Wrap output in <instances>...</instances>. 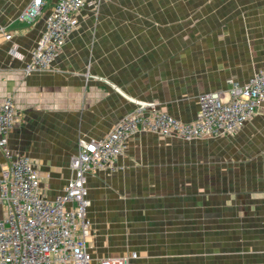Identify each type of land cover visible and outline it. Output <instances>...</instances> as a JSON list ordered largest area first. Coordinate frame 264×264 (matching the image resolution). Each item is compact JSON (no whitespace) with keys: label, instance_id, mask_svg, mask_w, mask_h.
<instances>
[{"label":"crops","instance_id":"obj_1","mask_svg":"<svg viewBox=\"0 0 264 264\" xmlns=\"http://www.w3.org/2000/svg\"><path fill=\"white\" fill-rule=\"evenodd\" d=\"M30 1L0 0V29L11 35L0 32V103L13 97L8 146L30 159L50 200L71 177L78 141L103 139L135 102L188 123L199 95L264 71V0H100L78 13L49 70L25 73L56 0L28 22ZM4 164L0 152V177ZM86 188L91 264L126 254L128 243L132 264H174L151 261L157 251L175 252L178 264H221L222 222L239 234L229 264H264V103L236 134L212 141L138 132L112 169L86 175Z\"/></svg>","mask_w":264,"mask_h":264},{"label":"built area","instance_id":"obj_2","mask_svg":"<svg viewBox=\"0 0 264 264\" xmlns=\"http://www.w3.org/2000/svg\"><path fill=\"white\" fill-rule=\"evenodd\" d=\"M100 0H56L46 17L44 30L30 51L25 73L47 71L60 53L70 33L78 26V13L97 9ZM44 0H31L21 15L33 21L45 8ZM6 40L11 35L0 29ZM198 112L191 122H181L159 110L154 103L135 102L134 109L100 140L78 141V151L70 160L71 177L63 191L47 199L39 176L25 155L8 146V136L16 124L12 96L0 103V152L4 167L0 177V264H91L87 238L90 223L86 175L112 169L123 156L127 141L138 132L183 141L232 135L256 114L264 103V71L245 84L230 82L228 90L197 97ZM99 264H132L127 258L103 259Z\"/></svg>","mask_w":264,"mask_h":264},{"label":"rangeland","instance_id":"obj_3","mask_svg":"<svg viewBox=\"0 0 264 264\" xmlns=\"http://www.w3.org/2000/svg\"><path fill=\"white\" fill-rule=\"evenodd\" d=\"M100 6V2H99V4H98V6H97V9H98V7ZM94 10V9H93ZM256 73H258V72H256ZM256 73H254L253 75H252V77L256 74ZM249 81V80H248ZM262 106V105H261ZM260 106V107H261ZM259 107V108H260ZM259 110V109H258ZM258 110H257V112H258ZM198 112V111H197ZM256 112V113H257ZM197 115V114H196ZM256 116V114H254L253 116H252V118L251 119H249V120H247L245 123H244V125L246 124V123H248V122H250L254 117ZM196 117V116H195ZM195 119V118H194ZM193 119V120H194ZM192 120V121H193ZM243 125V126H244ZM242 126V127H243ZM113 129V128H112ZM111 129V130H112ZM242 129V128H241ZM110 130V131H111ZM109 131V132H110ZM11 133V132H10ZM234 134H236V133H234ZM234 134H232V135H224V136H219V137H207V138H204V139H199V140H213V139H215V138H221V137H227V136H233ZM10 135V134H9ZM157 136V135H156ZM9 137V136H8ZM132 137V136H131ZM130 137V138H131ZM129 138V139H130ZM159 138H175V139H177V140H181V139H178V138H176V137H159ZM89 140H91V139H89ZM94 140H97V139H94ZM199 140H192V141H184V142H188V143H190V142H196V141H199ZM181 141H183V140H181ZM128 142V141H127ZM204 143V142H203ZM211 144V142H205L204 144H203V146L205 145V146H207L208 144ZM126 147H127V144H126ZM195 147H198L197 145H195ZM100 171V170H99ZM97 172V171H96ZM96 172H93V173H96ZM207 176H210L211 177V174H209V175H207ZM211 179H212V177L210 178V180H209V184H212V182H211ZM87 196H88V194H87ZM89 200V199H88ZM89 205H90V202H89ZM89 207V206H88ZM87 207V208H88ZM86 211H87V209H86ZM86 219H87V217H86ZM210 222L211 221H209L208 222V225L206 224V232L205 233H209V224H210ZM227 224V222H222L221 223V230H220V243H221V246H220V248H219V252H218V254H219V256H220V260H219V262L221 263V264H229V262H230V258H231V260H238V258L237 257H234L235 255H232L231 257H230V252H233L234 250V248H232L233 246L236 248V247H239L240 246V243L238 242V239H239V234H237V236H236V234H233L232 233V230H230V226H232V225H230V226H227L226 225ZM238 224V223H237ZM239 228V227H238ZM90 229H91V225H90ZM236 230H237V227H236ZM91 231V230H90ZM127 234H128V232L129 231H125ZM237 232L239 233V229L237 230ZM204 236H206V240H209V241H213V239H212V236L211 235H204ZM90 237H91V232L89 233V236H88V238H87V240L88 239H90ZM235 237H236V240H237V244L236 245H234V243H233V240L235 239ZM231 243H232V246H230L231 245ZM242 245V244H241ZM131 247H132V243H128L124 248H126V250H128V252L126 253V254H124V255H116L115 257H107V258H105V259H110V258H127L128 260H129V262H131L132 263V261L131 260H133V259H136V257H137V255H136V253L134 252V251H132V249H131ZM216 249V248H215ZM125 250V249H124ZM161 251H157L154 255H150V256H152V257H150V259H151V261H157V260H161L162 258L163 259H167V258H169L170 256H172V259H173V262H174V264H178V262H179V258L176 256V253L175 252H173V255L171 254V253H169V254H167V255H161ZM91 255V254H90ZM162 256V258H160ZM186 256H188V255H186ZM185 256V258H184V260H185V262L187 261V257ZM195 260H197L196 258H195Z\"/></svg>","mask_w":264,"mask_h":264},{"label":"bare ground","instance_id":"obj_4","mask_svg":"<svg viewBox=\"0 0 264 264\" xmlns=\"http://www.w3.org/2000/svg\"><path fill=\"white\" fill-rule=\"evenodd\" d=\"M90 200V199H89Z\"/></svg>","mask_w":264,"mask_h":264}]
</instances>
